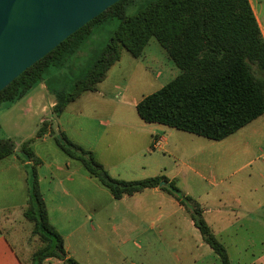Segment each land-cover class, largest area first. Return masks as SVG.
<instances>
[{"label": "rangeland", "instance_id": "1", "mask_svg": "<svg viewBox=\"0 0 264 264\" xmlns=\"http://www.w3.org/2000/svg\"><path fill=\"white\" fill-rule=\"evenodd\" d=\"M153 1L136 0L129 6L127 14L138 13ZM118 25L119 20L113 19L98 26L93 37L69 60L67 67L62 71H49L47 78H54L52 85L69 93L75 80L90 69ZM121 60L112 80L123 81L122 76L126 75L128 82H122L121 92L127 84L129 87L124 97H115L120 103L124 99L141 100L162 89L181 73L156 39L151 40L141 58L135 59L127 50H123ZM39 89L40 86L31 89L15 103L0 105V140L11 139L17 154H20L24 143L33 140L31 148L43 162L38 169L42 178V192L47 197L49 221L61 233L66 234L68 230L78 227V224L73 223L85 221L79 227V232L69 237L70 257L80 264L171 262L170 258L159 254L166 242L159 234L157 222L154 223L157 228L148 233L147 237H138V233L132 230L134 226L123 225L113 219L114 213L120 210H115L110 190L92 177L81 162L70 158L57 145L55 136L59 137L62 132L84 149L94 151L97 160L116 179L139 181L160 175L168 179L174 177L184 193L209 210L210 219L218 217L214 224L217 237L233 257L241 254L244 239L239 229H229L226 220H235L234 212L240 211L238 201L244 200L246 190L253 181L249 175L260 169L258 163H248L261 153L254 149L241 152L240 148L243 149L248 139L253 141L256 138L251 135L258 126L264 136V121L256 122L220 142L175 129L177 135L169 136L170 142L167 145L157 144L149 153L139 155L136 154V144L144 132L155 125L141 127L136 124L134 116L138 119L140 117L132 105L126 111L131 123L112 117L111 112L100 113L93 104L85 103L84 99H78L62 117H58L50 110L43 111L42 107H38L35 99ZM42 120L50 124L49 130L53 129L55 136L47 134L37 138ZM259 140L264 141V138L254 140L252 144ZM261 148H264V144ZM13 160V157H9L0 162V228L6 240V248L10 250L12 247L22 264H31V256L39 248L40 240L33 235V225L24 217L27 189H22L17 171L10 167ZM68 162L72 163L69 167ZM16 163L15 166L22 169V164ZM60 167L64 169L63 172L58 171ZM69 176L75 179L74 183L67 182ZM77 185H82L85 190L76 192L74 187ZM68 193L84 207L83 210L75 208L76 217L73 220L61 218L62 210L56 204L62 199L69 201V196H66ZM165 196L173 200L171 195ZM146 200L155 201L152 197ZM84 211L87 213L83 214ZM185 217L190 220L187 215ZM160 226L166 230V234L181 230L171 223ZM185 226L182 223L181 227ZM140 227L148 229L149 226ZM124 242L127 244L123 245ZM215 258L214 262L211 258L207 259L205 264H221L219 258Z\"/></svg>", "mask_w": 264, "mask_h": 264}, {"label": "trees", "instance_id": "2", "mask_svg": "<svg viewBox=\"0 0 264 264\" xmlns=\"http://www.w3.org/2000/svg\"><path fill=\"white\" fill-rule=\"evenodd\" d=\"M135 1L121 0L70 36L2 90L0 105L15 103L31 89L45 84L56 101L52 113L59 117L70 104L99 91L109 71L120 62L123 50L139 59L151 40L156 39L181 73L137 104V113L145 123L220 142L264 116V36L250 0H155L138 13L128 15L129 6ZM113 19L119 20L117 29L90 69L75 80L72 90L65 93L54 87V78H47L49 71L67 67L96 28ZM49 129L50 124L44 121L37 138L55 136ZM55 140L116 200L156 188L173 196L221 264H231L229 252L206 221L202 206L174 180L165 175L139 181L116 179L94 152L76 144L64 132ZM32 142L24 143L18 154L29 177V199L23 214L33 225V235L40 240L31 264H44L48 259L80 264L69 256L65 238L49 221L38 169L43 162L32 150ZM15 154L11 139L0 140V161Z\"/></svg>", "mask_w": 264, "mask_h": 264}, {"label": "crops", "instance_id": "3", "mask_svg": "<svg viewBox=\"0 0 264 264\" xmlns=\"http://www.w3.org/2000/svg\"><path fill=\"white\" fill-rule=\"evenodd\" d=\"M250 3L264 36V0H250ZM121 63L122 60H120V62H118L109 71L107 79L99 85L98 92L88 93L80 99H84L85 103L93 104L100 113H104L105 111L109 113L111 112L112 117L114 116L117 119L120 118V121L131 123V119L127 116L126 111L130 109L131 105L135 109L137 107V104L143 98L141 100L132 98L130 99L132 101H126L128 99H124L125 101H123L122 103H120V101L118 100H115L116 96L124 97L129 87L127 84L126 86H124L125 88L121 92V84H123L122 82H128V76L126 75L122 76L123 81H121L120 79L112 80L117 67L121 65ZM40 87L41 89H39L36 94L35 102L39 108L42 107L43 111L50 110L52 113V108L55 106L56 101L50 95L45 84H41ZM72 104L69 105L68 109ZM44 121L45 120H42L41 122L43 123ZM133 121L141 127H145L146 125H148L141 118L138 119L135 116L133 118ZM261 121H264V116L255 120L243 129L255 125L254 123L256 122L261 123ZM152 125H155L151 126L154 128H151L147 132H144V135L141 136L139 143L136 144L135 150H138L136 154L145 155L147 152L149 153L151 151L152 147H156L157 144L167 145L170 142L169 136L177 135L175 129L159 124ZM261 132V128L258 126L256 129H253L251 137H256L253 138L254 140L261 138L263 139L264 136L263 134H261ZM254 140L251 141V139H248L245 142L243 149H240L241 152H248L249 149H254L255 151L257 150L259 153H261L260 156H255V158H252L248 163V165H257L258 163L260 165V169L249 175V179L253 181L246 190L244 200L241 199L240 201H238V203L240 204V211L234 212L236 221L234 219L228 218L226 220V224L228 225L229 229H239L240 234L244 239V241L242 242L243 246L241 249V254L238 257H233V255L227 249L229 252L231 264H264V148H261V146L264 144V141L259 140L255 144H252ZM257 145L261 146L257 149ZM175 148V150H177V145L175 146ZM11 157H13L14 162L10 167L12 170L15 169L17 171L18 178L21 179L22 182V189H27V206L29 199L28 173L22 162L19 160L18 154H15ZM16 162L22 164L23 170L15 166V164H17ZM71 165L72 163L68 162L67 166L69 167ZM58 171L63 172L64 169L60 167L58 168ZM39 178L41 183L42 178L40 176V173ZM169 180L173 181L174 177L169 178ZM67 182L74 183L75 179L69 176L67 178ZM82 188V185H77L74 187V190L76 192L78 190L81 192L85 190ZM70 193L66 194V196H69V201H67L66 199H62L56 204L58 208L62 210L60 212L61 218L64 217L65 219L73 220L76 217V215L74 214L75 208L77 207L78 209L83 210L84 207L81 203H79L77 199L73 198L72 196L70 197ZM167 194L168 193H166L162 189L156 188L148 189L143 193H138L132 197L126 196L122 200H116L112 196L114 200L115 210H120L118 213H114L113 219L118 221L120 224L134 226L132 230L133 232L135 231L138 233V237H147L148 233L154 231L155 228H157L156 224H154L155 222H157L158 226L160 227L159 234L162 235V238L164 237L163 239L166 242L163 245V248L159 251V254L163 257L170 258V264H205V261L210 258L214 262L217 255L207 244L204 243L201 233L195 227L190 215L187 214V211L184 209V207L181 206L173 196V200H169V198L165 196ZM44 197L47 202V197L45 196V194ZM149 197H152L153 199H155V201H147L146 199ZM203 209L206 221L217 236L218 233L214 227V224L217 223L216 221L218 217L214 216L210 219L208 217L209 210H207V208L205 207ZM86 213L87 212L84 211L83 214ZM185 215L190 217V220L187 219ZM71 220H69V223H71ZM84 222L85 221L81 220L73 223L78 224V227L73 228L72 230H68L66 234L61 233L57 229V227L50 222L65 238L66 249L69 256H71L68 246L69 237H71L73 234H77L80 229L79 227L85 224ZM168 223L179 226L176 228L181 229L180 232H177L176 229L174 233L166 234V230L162 229L160 225H167ZM182 223H185L186 226L181 227ZM147 224L149 226L148 229H146V227H144V229L140 227L141 225L146 226ZM5 241L6 240L3 236V232L0 228V264H22L17 256L16 251L12 247L10 250L6 248L4 244ZM126 244L127 242H124L123 245ZM44 264H64V262L58 259H48Z\"/></svg>", "mask_w": 264, "mask_h": 264}, {"label": "water", "instance_id": "4", "mask_svg": "<svg viewBox=\"0 0 264 264\" xmlns=\"http://www.w3.org/2000/svg\"><path fill=\"white\" fill-rule=\"evenodd\" d=\"M120 1L0 0V92Z\"/></svg>", "mask_w": 264, "mask_h": 264}]
</instances>
